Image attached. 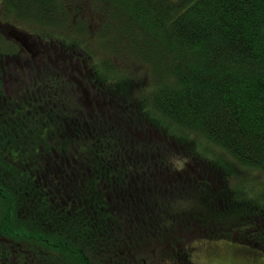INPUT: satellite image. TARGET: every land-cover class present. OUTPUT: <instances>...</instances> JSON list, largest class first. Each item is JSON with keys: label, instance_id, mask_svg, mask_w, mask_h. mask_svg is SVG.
<instances>
[{"label": "trees", "instance_id": "obj_1", "mask_svg": "<svg viewBox=\"0 0 264 264\" xmlns=\"http://www.w3.org/2000/svg\"><path fill=\"white\" fill-rule=\"evenodd\" d=\"M94 2L98 11L109 6V23L104 21L100 29L107 36L115 31L112 52L116 55L124 39L125 48L128 43L134 48L130 54L150 69L153 86L139 110L153 125L148 127L195 134L242 167L264 173V0ZM0 12L33 20L42 28L61 24L55 0H0ZM41 30L35 43L42 49V40L66 46L64 36L48 31L46 36ZM78 32L74 36L81 39ZM31 48L27 53L34 57L37 52ZM11 51L10 44L0 42V71L16 54ZM79 54L96 68L94 74L103 73L86 50ZM117 71L121 75L125 70ZM99 82L108 87L101 75ZM57 90L56 97H62ZM36 95L29 87L12 105L0 96V264H129L131 255L145 247L142 242L154 245L165 239L169 225L164 223L178 215L172 198L180 185L175 177L164 176V184L171 186L155 196L152 186L163 183L148 180L142 158L153 150L166 164L164 146L140 142L130 131L117 132L118 143L108 140L107 122L98 117L92 127L85 125L93 132L80 134V118L69 123V116L61 118L55 109L25 102ZM13 106L15 120L4 114ZM81 136H90L99 146L91 149L83 141L89 149L79 147ZM48 137L58 139L54 146L48 145ZM167 162L175 167L167 165V170L175 174L177 163ZM217 196L219 201L206 208L202 221L226 241L264 254V204L231 186L219 189ZM186 251L177 254L180 264H192L181 255H189Z\"/></svg>", "mask_w": 264, "mask_h": 264}, {"label": "rangeland", "instance_id": "obj_2", "mask_svg": "<svg viewBox=\"0 0 264 264\" xmlns=\"http://www.w3.org/2000/svg\"><path fill=\"white\" fill-rule=\"evenodd\" d=\"M89 1L90 3L85 0H55L62 14L61 24L58 21L55 25L45 28L33 20L16 16L4 17L0 12V42H7L12 47L11 52H16L8 60L7 68L0 71V96L7 104L12 105V102L23 97L25 91L31 87L36 90L37 95L34 99L27 98V104L28 100H33V105L38 102L47 109H55L61 114V118L69 116V123H72L74 117L80 118V134L93 132L91 129L87 130L85 125L92 127L98 117L107 122L108 140L115 139L118 143L117 132L130 131L133 136L144 140L140 142H158L164 146L166 164L160 163L161 153L149 150L142 156L143 165L147 169L150 182L156 178L163 183L158 187L152 186L155 196L158 191H163L164 187L168 191L171 186L164 184L167 182L164 176L175 177L180 186L172 200L178 215L174 214L176 221L164 223V227L169 225L165 239L158 236L160 239L154 241V245L150 240L142 242L145 247L134 256L132 249L129 264H180L177 259L178 252L186 249H189L186 251L189 255H181L192 264H264V254L233 241H226L218 235L216 228L202 221L206 208L219 201L217 191L221 188L231 186L248 198L264 204V173L242 167L234 159H230L228 154L195 134L175 127H167L160 132L149 128L148 126L153 125L141 117L139 110L145 108V98L151 89L150 69L145 63L140 65L141 61L130 54L134 52V48L129 43L125 48L124 39H121L120 49L116 53L120 57H116L112 52L117 44L114 39L115 31L112 29L107 36V33L102 34L100 29L104 21L109 23V18L105 15L109 6H104L98 11L96 2L92 4V0ZM40 29H44L41 31L45 32L46 36V31L64 36L67 40L66 46L61 49V45L53 46L42 40L45 44L42 49V46L35 43L39 41L36 39V33L40 34ZM75 31L83 35L80 36L81 39L75 38ZM91 36L93 37L90 42L86 43ZM33 45L35 49L31 48ZM27 47L34 49L37 54L34 57L32 53L28 55ZM85 50L91 62L100 65L99 69L103 73L98 70L94 74L96 68L92 69L91 64L79 54ZM118 67L125 70L121 75L117 74ZM40 73H44L45 79ZM49 74L55 76L53 80L48 78ZM98 74L102 76L103 82L108 80L105 82L108 87H101ZM97 78L99 81L95 80ZM56 88L64 94L62 97H56ZM104 90L108 93H104ZM106 95L112 97L108 98L112 103L106 99ZM11 108L12 111L4 110V114L5 117L15 120L17 111L14 106ZM137 119L141 123L134 121ZM95 133L98 135L97 131ZM55 134L57 135V132ZM126 137L127 135H122L120 138L126 140ZM54 141L47 138L49 146H54ZM83 141L95 150L100 143L92 140L90 136H81L77 141L78 145L80 147L84 144L87 149L89 147ZM130 142L132 143L131 140ZM167 160H175L177 163L178 170L175 174H170L167 170ZM58 161L61 163L57 160L56 164ZM169 166L175 169L173 165ZM159 173L163 174L162 177ZM32 176L35 177V174L32 173ZM156 201L161 200L157 198ZM187 204L191 206L188 207ZM155 227L158 228V225L155 224Z\"/></svg>", "mask_w": 264, "mask_h": 264}]
</instances>
